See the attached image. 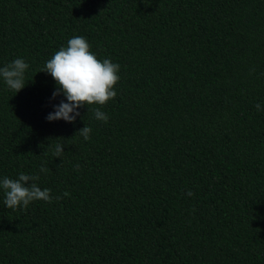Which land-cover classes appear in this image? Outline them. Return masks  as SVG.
I'll use <instances>...</instances> for the list:
<instances>
[{
  "label": "trees",
  "instance_id": "16d2710c",
  "mask_svg": "<svg viewBox=\"0 0 264 264\" xmlns=\"http://www.w3.org/2000/svg\"><path fill=\"white\" fill-rule=\"evenodd\" d=\"M74 36L120 65L117 96L50 122L66 97L39 71ZM16 58L0 179L61 199L12 210L0 188V264H264V0H0V67Z\"/></svg>",
  "mask_w": 264,
  "mask_h": 264
},
{
  "label": "clouds",
  "instance_id": "9594fccd",
  "mask_svg": "<svg viewBox=\"0 0 264 264\" xmlns=\"http://www.w3.org/2000/svg\"><path fill=\"white\" fill-rule=\"evenodd\" d=\"M29 69V64L23 58H16L12 62L0 67V79L6 86L19 93L25 85V74ZM120 65L113 63L110 59L100 60L90 51V44L82 36H74L69 39L66 47H61L49 59L44 68L39 72L49 73L58 85L57 90L53 92L52 98L63 95L65 100H61L58 105H54V111L47 116L48 121L64 120L69 123H75L77 117L81 116L80 108L91 105L104 106L117 96L115 86L120 76ZM38 72V73H39ZM257 110L261 105L255 106ZM95 118L107 123L108 115L100 108L94 109ZM92 129L86 126L77 133L85 141L91 138ZM63 144H57L54 149V155L62 158L64 153ZM79 170V165H77ZM41 172H47L43 165ZM40 179L37 174H25L21 172L18 178L12 179L7 176L0 179V188L4 191V205L8 209L18 210L23 207L25 210L33 201H46L51 203L53 197L50 189H41L36 181ZM31 182V183H29ZM188 196H194L189 190ZM65 196L69 195L67 192Z\"/></svg>",
  "mask_w": 264,
  "mask_h": 264
}]
</instances>
